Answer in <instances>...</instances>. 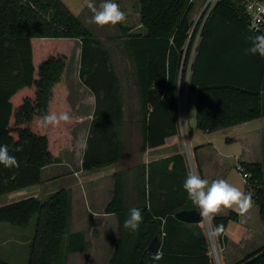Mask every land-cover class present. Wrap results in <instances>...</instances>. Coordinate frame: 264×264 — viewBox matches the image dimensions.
Wrapping results in <instances>:
<instances>
[{
    "label": "trees",
    "instance_id": "trees-1",
    "mask_svg": "<svg viewBox=\"0 0 264 264\" xmlns=\"http://www.w3.org/2000/svg\"><path fill=\"white\" fill-rule=\"evenodd\" d=\"M137 1L139 26L145 32L118 23L121 35L107 40L113 42L116 56L125 52L133 66L141 154L180 139L177 97L184 90L196 93V128L202 133L264 117V58L256 65L240 48L243 38L255 35L247 28L243 0H217L197 39L200 22L194 27L191 19L194 0ZM50 39L70 48L45 51ZM75 40L80 43L79 79L94 96L82 169L112 165L132 150L123 129V88L128 83L122 84L101 39L64 0H0V144L8 145L20 163L18 169L0 165V195L40 184L42 168L60 162V148L72 147L66 122L45 126L41 121L45 114L66 112L64 73ZM214 51L219 53L216 58ZM253 66L257 70L251 77L256 80L250 84L247 74ZM17 145H23V151H14ZM193 161L196 174L203 178L195 156ZM152 165L142 163L113 173L112 197L104 212L116 216L117 242L108 264H137L146 259V248L158 231L162 232L159 252L163 257L153 264H215L203 223L187 224L174 217L177 211L198 208L183 189L185 178L192 174L186 154L166 157L157 173L151 171ZM240 165L248 174L244 192L252 193L264 224V167L257 162L241 161ZM165 170L169 173H161ZM134 207L141 208L143 215L136 232L123 226ZM71 209L70 190L60 188L45 200L26 197L0 206V222L26 228L35 217L27 264H65L67 254L86 246L83 232H68ZM230 221H238V213L215 215L210 222L212 231L223 225V232L214 237L220 245L227 240ZM263 260L264 247L234 264ZM0 264L10 263L0 257Z\"/></svg>",
    "mask_w": 264,
    "mask_h": 264
},
{
    "label": "rangeland",
    "instance_id": "rangeland-1",
    "mask_svg": "<svg viewBox=\"0 0 264 264\" xmlns=\"http://www.w3.org/2000/svg\"><path fill=\"white\" fill-rule=\"evenodd\" d=\"M206 1L207 0H194V7L191 12L193 26L195 25L194 27H196V25L200 22L196 39L198 38L199 29L204 19L203 11ZM64 2L67 4L69 9L76 16H78L83 25L87 27L95 36L99 37L104 43V46L110 50L115 70L118 72L122 84L125 85L128 83V86L126 85L127 87L123 88L124 120L128 121L129 118H132L138 122L140 118L139 101L137 88L133 84V66L125 52L122 51L116 56L114 52L116 49L113 42L107 40L109 37L116 39L121 35L118 24L98 26L92 23L91 17L93 13L87 7L89 0H64ZM116 2L120 5L121 10L125 11L127 14L126 19L124 22H122V24L131 27L133 31L141 29L139 26L138 1L116 0ZM94 3L97 7H99L100 4L103 3V0H94ZM141 30L142 32H145L144 29ZM50 40L51 41L47 42V44L43 47L45 51L48 50L51 52L52 50L55 53H59L60 51H67L70 48L68 44L52 41L53 39ZM195 44L196 42L193 44L192 53L194 52ZM79 48V40H75L70 58L68 59L67 68L64 73V83L68 90L65 109L66 113L70 117V120L66 122V125L69 133L72 136L71 145L73 148L77 147L78 149H81V143L83 140L86 141L85 138L88 136L89 126L93 118L94 96L82 84L78 76ZM190 62L191 60L187 66V73L189 72ZM180 95L181 98L179 99ZM195 101V93H189L188 95L186 90H184L182 93H178L177 117L179 119V135L180 137H185L184 142L188 150H186L185 147L184 149L187 153V156H192L193 160L194 154L191 152L190 155V151L196 143L194 140V135H202L195 126ZM180 105L182 109H180ZM87 127L88 131L85 137L84 135ZM238 132L243 134L240 136L241 139H238L236 142H232L230 144H225V147L227 148L226 150H230V155H228V163L231 165V176L228 179V182L244 191V177L235 166L242 160H247L261 163L264 167V118L248 121L239 130L230 128L228 135L231 138H236ZM246 132H248L249 135ZM80 138L82 139V142ZM135 139L138 143L137 146L139 147V126L137 127V136ZM247 147L249 148L248 152L246 151ZM66 150L67 148L64 147L59 149L57 155L60 159V162L58 163H63L67 159L69 160L68 152ZM144 155L145 153L143 156ZM70 161L71 162L69 163L71 166L69 168L65 164L63 166H57L54 164L50 168V170L54 169L53 174H61L64 172V170H62L60 167H64L67 170L64 176H59L58 179L53 181L46 180L40 184L2 194L0 195V206L18 201L26 197H36L40 200H45L50 194L60 188L69 189L71 193L72 209L68 225V232L82 231L86 239V246L81 252L67 254L65 264H108L114 250L113 248L115 242V228L113 222L112 220L107 219L104 221L105 224H101L97 220L92 221L89 217H87L81 204L79 203L80 197L76 196L78 190L74 186L78 176L80 177L82 175L80 172V166L78 164V160H75L73 157H70ZM189 163L190 170L192 173H195L194 164L192 163L191 158ZM49 171H44L42 173V177H46L45 175ZM81 187L83 190L84 188L82 185ZM73 205L75 208H73ZM228 209L233 210L234 212L238 213V215L243 217V215L239 213V210L236 208V206ZM248 213H254L257 215V207L253 204V207L244 214V219H241L239 223H237L238 221L229 222V229L231 232L235 230V237L232 238V236H230L231 238H229L226 244L224 242L223 245H220V242L214 238L215 247L218 252V257L221 261V264L237 263L254 254L260 248L264 247V224H262L257 217L255 219L252 218L251 221H249L246 217V214L248 215ZM35 220V217L32 218L26 228H17L7 223L0 222V257L2 259L9 262L10 264H27L29 244L34 235ZM203 225L208 235L206 223L203 222ZM248 226H253V230L247 231ZM210 249L212 250L211 244ZM211 255L213 256L212 251Z\"/></svg>",
    "mask_w": 264,
    "mask_h": 264
},
{
    "label": "crops",
    "instance_id": "crops-1",
    "mask_svg": "<svg viewBox=\"0 0 264 264\" xmlns=\"http://www.w3.org/2000/svg\"><path fill=\"white\" fill-rule=\"evenodd\" d=\"M249 38L250 37L248 36L247 38L242 39L243 45L240 48L243 50V53H246L245 49L250 46ZM220 42H221V39H219L217 43L215 44L216 50L219 47L218 44ZM236 46H238V43L236 44ZM79 51H80V48H79ZM213 53L215 54V58H216V54H219L217 51H214ZM250 56L252 59L255 60L256 65H259L258 63L262 61V58L257 55L248 54L247 57H250ZM254 70H257V69H255L253 66V69H251L250 74H247V75L251 77V74H254L255 72ZM255 80L256 79L252 80V77H251V79L247 81L250 82V84H255ZM180 98H181V95L179 99ZM178 106H179V102H178ZM195 108H196V101H195ZM180 109H182L181 105H180ZM123 110H124V107H123ZM262 118H259V119H262ZM245 123L239 124L231 128H235L239 130ZM138 126H139V133H140L139 147L137 146L138 143L135 139L137 136ZM195 126H196V121H195ZM178 127H179V119H178ZM123 129L127 131V135H128V138L131 144L130 146H132V150L128 154H124L122 159L119 162L109 165L107 167H101L96 170H83L81 167V162H82L85 140H83L82 142V139L80 138L82 142L81 149H78L77 147L76 148L72 147L70 150L67 149L66 151L68 152L69 160L67 159L63 163L55 164L57 166H60V165L63 166L65 164L69 168L71 166L69 163L71 162L70 157H73L75 160H78V164L80 166V172L82 173V175L80 177L78 176L77 181L75 182V185H74L75 188L78 190V193L76 196L80 197L79 203L81 204L83 211L85 212L87 217H89L92 221L97 220L99 223L105 224L104 223L105 220L107 219L112 220L114 228H115L114 247L117 242V219L114 214H107L104 212V208L106 204L109 202V200L112 197V191H113V186H114L113 173L120 169L123 170L125 168L135 167L136 165L142 164V163L146 165L149 163H153L151 171L153 173H157L159 171V168H161L160 164L162 163V161L166 157L174 153H178V152H184L186 154L188 165H190L189 158L184 149V147L186 148V144L184 142L185 137L181 136L180 139L173 144L158 147L155 149H148L146 150L145 155L143 156V154H141L139 150L141 146V142H142L140 124L137 121L133 120L132 118H129L128 121H125L123 123ZM229 130L230 128L226 130L218 131L215 133H202L199 131V133H201L202 135H194L195 137L194 140L196 143L194 144L192 150L190 151V154L191 152H193L196 163L200 167V171L202 173L203 178L208 179L210 183L211 181L215 179H220V178L226 179L228 181V179L231 176V173H230L231 165L228 163V155H230V150H226L227 148L225 147V144L236 142L238 139H241L240 136L243 134L238 132L236 135V138L235 137L231 138L228 135ZM87 131H88V127L84 135L85 137L87 135ZM246 133L249 135L248 132ZM186 150H188V148H186ZM246 151L247 152L249 151L248 147L246 148ZM142 157H143V160H142ZM191 160H192V163L194 164L192 156H191ZM242 161L251 162L247 160H242ZM51 166L52 165L42 168L41 176L44 171L46 170L49 171ZM60 168L64 170V172H62L61 174H53L54 169L53 170L51 169L48 173H46L45 175L46 177L44 178L42 177L41 183H43L46 180L53 181V180L58 179L59 176H64L67 170L64 167H60ZM161 173H169V172L168 170H165L164 172L161 171ZM190 173H192L191 170H190ZM195 173H196V170H195ZM81 185L84 188L83 190L81 189L82 188ZM73 208H75L74 205H73ZM229 211H233V210L221 207L220 212L217 213L216 215L227 216ZM244 216L245 215H243V217L238 215L237 223H239L241 219H244ZM246 217L248 218L249 221H251L252 218L255 219L256 217L260 221L258 213L257 215L254 213H248V215L246 214ZM201 223H203V221ZM251 230H253V226H248L247 231H251ZM234 235H235V230L231 232V230L229 229V223H228L227 228L225 230V236L227 238V240L225 241V244L228 242L229 238H231L230 236H232L233 238L235 237Z\"/></svg>",
    "mask_w": 264,
    "mask_h": 264
},
{
    "label": "clouds",
    "instance_id": "clouds-1",
    "mask_svg": "<svg viewBox=\"0 0 264 264\" xmlns=\"http://www.w3.org/2000/svg\"><path fill=\"white\" fill-rule=\"evenodd\" d=\"M88 9L93 13L91 22L98 25H116L122 23L126 19V12L121 10L120 5L116 0H103V3L97 7L94 0H89L87 4ZM264 24V16L259 14L254 17V25H256V34L250 37V46L245 49L247 54L257 55L264 58V31L260 29V25ZM70 117L66 112L45 114L41 123L47 125H59L61 121L68 122ZM86 147V144L84 145ZM16 152L23 151V145H17L14 149ZM0 165L5 168L20 167V163L15 155L10 154L8 145L0 144ZM183 189L187 193L188 198L197 205L199 214L204 217L206 221L211 222L217 213L220 212L221 207L232 208L236 206L239 213L244 215L253 207V199L251 192H244L240 188L229 183L226 179L220 178L210 181L202 178L199 174H189L184 182ZM143 222V215L141 208H131L129 215L124 221V227L132 232L139 230ZM224 228L222 224L216 225L215 229L210 232L213 237H218ZM163 257L162 252L154 254V259L159 260Z\"/></svg>",
    "mask_w": 264,
    "mask_h": 264
},
{
    "label": "built area",
    "instance_id": "built-area-1",
    "mask_svg": "<svg viewBox=\"0 0 264 264\" xmlns=\"http://www.w3.org/2000/svg\"><path fill=\"white\" fill-rule=\"evenodd\" d=\"M216 1L217 0H207L206 1L204 11H203L204 19H203L201 27L203 26L206 17L210 13V11H211L212 7L214 6V4L216 3ZM243 7H244V12L247 16V20H248L247 28L249 31L256 34V27L257 26L254 25V17L257 14L264 16V0H243ZM201 27H200V29H201ZM259 27L262 31H264V24L260 25ZM188 158L190 160L191 156L188 155ZM235 167L237 168V170H239L241 172V174L245 180L248 177V174L244 171V169L240 165V163H238ZM205 223H206V226L208 229L209 237L211 239V247L214 246V248H215L214 251H213V248L211 250V251H213L214 262H215V264H221V261L218 257V252H217L216 247H215L214 237L210 235V232H212L210 222L205 220ZM257 264H264V260L260 263H257Z\"/></svg>",
    "mask_w": 264,
    "mask_h": 264
},
{
    "label": "water",
    "instance_id": "water-1",
    "mask_svg": "<svg viewBox=\"0 0 264 264\" xmlns=\"http://www.w3.org/2000/svg\"><path fill=\"white\" fill-rule=\"evenodd\" d=\"M199 212H200L199 208L183 209V210L177 211L174 214V217L177 220L182 221L184 223H188V224H196L202 221L205 222L204 217L201 216ZM208 238L211 244V239L209 237V234H208ZM161 241H162V232L158 231L156 235L152 238V240L149 242L146 248V259L141 258L137 264H145L146 262L147 264H153L155 260L153 258L154 254L159 252V249L161 247ZM212 248L214 251L215 250L214 246H212Z\"/></svg>",
    "mask_w": 264,
    "mask_h": 264
}]
</instances>
